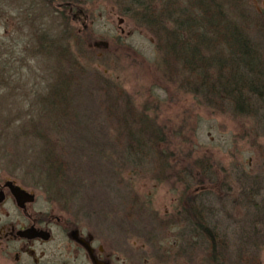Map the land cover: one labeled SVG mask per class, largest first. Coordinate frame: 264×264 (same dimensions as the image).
<instances>
[{"label":"rangeland","instance_id":"rangeland-1","mask_svg":"<svg viewBox=\"0 0 264 264\" xmlns=\"http://www.w3.org/2000/svg\"><path fill=\"white\" fill-rule=\"evenodd\" d=\"M118 1L0 0V167L38 193L37 206L97 230L118 264H209V236L186 212L195 189L217 262L264 264V210L252 204L264 207L263 113H236L224 98L214 106L170 78L153 32L125 16ZM244 6L248 34L264 51L263 18L252 2ZM68 17L81 71L67 86L68 112L49 119L36 99L47 91L53 59L33 54L32 45L37 33L61 34ZM129 103L164 129L160 148L171 166L162 176L155 155L131 151L110 120L111 107L123 114ZM34 122L48 135L36 133ZM48 142L66 161L54 179L46 175Z\"/></svg>","mask_w":264,"mask_h":264},{"label":"trees","instance_id":"trees-1","mask_svg":"<svg viewBox=\"0 0 264 264\" xmlns=\"http://www.w3.org/2000/svg\"><path fill=\"white\" fill-rule=\"evenodd\" d=\"M118 2L125 16L134 18L139 25L153 32L160 64L170 78H179L184 87L189 90L191 87L190 91L208 97L214 106L221 102L220 98H224L236 113L253 115L258 111L264 116V51L250 38L248 27L252 21L251 14L241 10L238 0ZM185 2H188L187 7L182 6ZM69 18L65 20L67 23L61 34L55 36L50 31L37 33L32 45L33 54H43L53 59V68H48L49 72L46 73L47 91L36 99L42 114L50 115L49 119L68 112L70 100L67 86L76 79L75 70L81 71V62L74 53L76 50L71 48V39L79 41L70 27ZM65 64L69 65L70 71L65 70ZM109 85L108 90L112 94ZM120 95H123L121 89L115 96ZM127 106L123 114L111 107L110 120L115 119L119 135L127 136L131 151L144 154L150 150L155 155L159 174L164 175L171 166L168 150L160 148V143L166 140L164 129L156 127L146 117L136 115L130 103ZM132 121L135 125L139 124L138 131L132 129ZM33 124L36 125V133L48 135V131L43 134L37 122ZM43 154L48 166L46 175L54 179L63 172L66 161L58 154L56 145L49 142ZM179 176L182 177L181 172ZM195 190L187 198L186 212L194 226L209 236V264H221L217 262L218 245L195 200ZM252 204L257 212L264 210L262 204L254 201Z\"/></svg>","mask_w":264,"mask_h":264},{"label":"flooded vegetation","instance_id":"flooded-vegetation-1","mask_svg":"<svg viewBox=\"0 0 264 264\" xmlns=\"http://www.w3.org/2000/svg\"><path fill=\"white\" fill-rule=\"evenodd\" d=\"M238 1L249 14L246 0ZM247 1L256 6L264 27V0ZM71 2L66 7L73 8ZM5 173L0 167V264H118L119 256L100 242L97 230L79 217L37 206L38 193ZM19 188L27 192L23 200L17 197Z\"/></svg>","mask_w":264,"mask_h":264},{"label":"water","instance_id":"water-1","mask_svg":"<svg viewBox=\"0 0 264 264\" xmlns=\"http://www.w3.org/2000/svg\"><path fill=\"white\" fill-rule=\"evenodd\" d=\"M120 22H122V20ZM25 193H27L25 190H22L21 188H19V191L17 193V197L19 198V200H23L24 199V194Z\"/></svg>","mask_w":264,"mask_h":264}]
</instances>
